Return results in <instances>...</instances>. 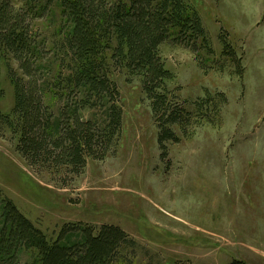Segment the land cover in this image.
I'll return each instance as SVG.
<instances>
[{"label": "rangeland", "instance_id": "obj_1", "mask_svg": "<svg viewBox=\"0 0 264 264\" xmlns=\"http://www.w3.org/2000/svg\"><path fill=\"white\" fill-rule=\"evenodd\" d=\"M187 1L209 45L193 49L172 40L161 47L174 76L169 97L189 114L185 129H176L178 143L160 148L141 78L114 68L121 134L80 175L29 166L0 124V187L49 240L68 224L113 226L135 243L119 252L116 264H264V0ZM55 11L57 17L34 23L50 49L61 39ZM221 36L240 68L222 56ZM45 55L50 58L49 49ZM45 103L53 114L63 104L54 94ZM13 105L3 65L0 112L10 114ZM95 113L86 110L84 117ZM30 258L26 253L22 261Z\"/></svg>", "mask_w": 264, "mask_h": 264}, {"label": "trees", "instance_id": "obj_2", "mask_svg": "<svg viewBox=\"0 0 264 264\" xmlns=\"http://www.w3.org/2000/svg\"><path fill=\"white\" fill-rule=\"evenodd\" d=\"M55 10L63 21L61 39L50 49L34 23L57 17ZM172 40L208 48L199 13L187 0H21L19 7L0 0V74L4 65L14 92L13 108L0 112V124L13 133L29 166L80 175L87 160L104 159L121 134L114 68L141 78L165 150L167 142L180 141L176 129L183 131L189 120L169 97L174 76L161 47ZM221 42L222 56L240 68L231 44L224 36ZM49 94L63 102L57 114L45 103ZM86 110L97 113L86 119ZM132 245L119 228L82 223L65 225L51 241L0 187V264H116L119 252ZM26 253L31 258L23 262Z\"/></svg>", "mask_w": 264, "mask_h": 264}]
</instances>
